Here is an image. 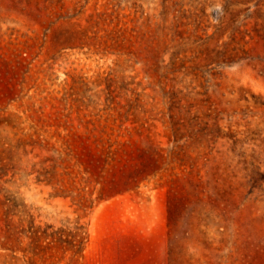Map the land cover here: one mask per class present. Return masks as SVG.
<instances>
[{
	"label": "rangeland",
	"instance_id": "rangeland-1",
	"mask_svg": "<svg viewBox=\"0 0 264 264\" xmlns=\"http://www.w3.org/2000/svg\"><path fill=\"white\" fill-rule=\"evenodd\" d=\"M0 264H264V0H0Z\"/></svg>",
	"mask_w": 264,
	"mask_h": 264
},
{
	"label": "trees",
	"instance_id": "trees-1",
	"mask_svg": "<svg viewBox=\"0 0 264 264\" xmlns=\"http://www.w3.org/2000/svg\"><path fill=\"white\" fill-rule=\"evenodd\" d=\"M40 245V244H39ZM46 248V247H45ZM34 251H32V253H33ZM36 254H38V253H33V255H36Z\"/></svg>",
	"mask_w": 264,
	"mask_h": 264
}]
</instances>
